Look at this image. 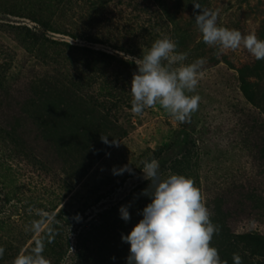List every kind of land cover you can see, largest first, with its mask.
<instances>
[{
	"label": "rangeland",
	"instance_id": "374dc122",
	"mask_svg": "<svg viewBox=\"0 0 264 264\" xmlns=\"http://www.w3.org/2000/svg\"><path fill=\"white\" fill-rule=\"evenodd\" d=\"M194 5L216 12L219 26L264 40V0H0L4 225L32 223L21 214L43 209L50 218L36 215L43 224L33 237L49 228L46 236L58 241L64 231L49 227L48 209L56 207L55 215L67 207L85 224L115 208L113 233L122 242L119 233L127 235L150 203L141 195L149 184L141 170L156 159L162 178L195 181L220 228L211 245L222 260L233 264L238 253L243 264H264V256H250L237 240L243 233L264 236V109L246 101L239 81L241 69L253 68L261 76L249 82L264 98V60L243 46L219 53L206 45ZM165 36L188 54L185 63L206 58L189 93L200 95L198 110L184 123L159 105L142 115L130 111L137 67L124 56L140 57ZM125 166L129 171L113 174ZM122 205H131L128 223L120 219ZM30 226H23L27 235ZM8 232L0 228L4 248Z\"/></svg>",
	"mask_w": 264,
	"mask_h": 264
},
{
	"label": "clouds",
	"instance_id": "9594fccd",
	"mask_svg": "<svg viewBox=\"0 0 264 264\" xmlns=\"http://www.w3.org/2000/svg\"><path fill=\"white\" fill-rule=\"evenodd\" d=\"M217 15L200 9V14L194 17L206 45L218 47L219 53L243 46L257 60H264V40L258 39L255 33L245 35L237 29L219 26ZM177 48V42L165 36L156 39L140 57L124 56L137 67L130 86L132 113L142 115L146 108L159 105L172 119L184 123L198 110L200 95L189 93H195L204 75L206 58L185 63L188 54ZM101 140L110 144L107 137L101 136ZM117 143L111 141L112 146ZM124 171H129L127 166L113 169V174ZM141 171L149 181L141 195L150 203L138 213L142 218L131 231L121 235L122 242L130 246L126 264H228L211 245L220 228L212 221L195 181L182 174L162 178L156 159L145 160ZM130 207L119 208L120 219L125 223L131 220ZM36 215L50 218L43 209H37ZM74 219L79 220V215ZM42 224L43 220H33L30 229L38 233ZM4 253L5 248L0 246V258ZM43 253L44 243L37 241L30 252L18 253L12 264H50ZM232 260L233 264H243L238 253H233Z\"/></svg>",
	"mask_w": 264,
	"mask_h": 264
},
{
	"label": "trees",
	"instance_id": "16d2710c",
	"mask_svg": "<svg viewBox=\"0 0 264 264\" xmlns=\"http://www.w3.org/2000/svg\"><path fill=\"white\" fill-rule=\"evenodd\" d=\"M260 73H254L251 67H244L239 72V81L241 90L246 101L258 108L264 109V98H261L259 92L252 88L249 78L260 77ZM264 77V75H263ZM141 189V186L139 187ZM35 210V209H33ZM50 211L51 221L49 227L57 225L64 231V239L55 240L46 236L49 228H45L43 233L33 237L37 232L26 234L22 231L23 226L31 225L14 223L4 225L0 220V228H8L11 233L4 236L10 237V242H6L5 253L0 258V264H12L13 259L22 250L30 252L35 247L37 241L44 243L43 255L50 261V264H126V258L129 255V245L117 240L113 231L116 229V223L113 219L115 208L95 215L88 223H80L74 219V212H69L67 207L58 209L55 215V209ZM52 213V214H51ZM29 220L37 219L36 213L24 211L20 218ZM68 232V235H67ZM74 239L71 245V237ZM122 235V233H119ZM3 236V235H2ZM240 238V240H239ZM237 240L242 243L240 250H246L250 256H264V236L257 233H243L238 235ZM74 246L73 250L71 248ZM234 249V248H233ZM115 258V259H113ZM243 260V259H242Z\"/></svg>",
	"mask_w": 264,
	"mask_h": 264
}]
</instances>
